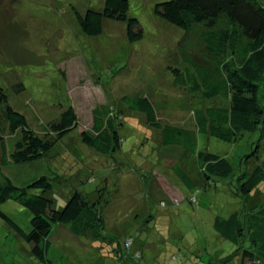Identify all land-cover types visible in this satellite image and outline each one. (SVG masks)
<instances>
[{
    "label": "rangeland",
    "instance_id": "rangeland-1",
    "mask_svg": "<svg viewBox=\"0 0 264 264\" xmlns=\"http://www.w3.org/2000/svg\"><path fill=\"white\" fill-rule=\"evenodd\" d=\"M162 1L129 0V14L144 31L143 38L131 42L126 23L115 19L105 20L99 35L81 30L75 8L84 14L89 8L101 9L104 0H0V83L10 104L39 134L67 106H74L79 118V126L45 158L11 163L5 173L17 185L58 175L50 193L58 209L74 189L92 201L101 200L98 241L54 225L48 253L53 264H112L120 247L136 254L142 250L146 264H237V257H229L234 245L214 228L216 216L239 211L250 236L259 221L264 185L244 198L236 183L256 165V152L264 157L262 133H248L236 143L198 133L192 153L163 144L160 130L146 123L143 113L126 107L122 145L113 155L98 154L81 139V130L92 125L94 107L110 104L115 113L125 94L148 96L160 117L170 120L164 122L184 120L186 125L191 119L192 107L185 99H195L174 86L170 69L184 66L178 47L184 30L156 13ZM20 83L24 89L18 92L15 85ZM18 137L8 138V147ZM202 150L233 162L230 184L205 179L198 157ZM178 166L191 176L193 187L179 176ZM0 210L30 230L28 208L7 200ZM30 250L31 244L0 217V264H47Z\"/></svg>",
    "mask_w": 264,
    "mask_h": 264
},
{
    "label": "trees",
    "instance_id": "trees-1",
    "mask_svg": "<svg viewBox=\"0 0 264 264\" xmlns=\"http://www.w3.org/2000/svg\"><path fill=\"white\" fill-rule=\"evenodd\" d=\"M129 9V0H104L101 9L89 8L81 14L75 8V12L78 24L86 35L101 34L105 20L115 19L126 23L127 36L135 42L143 38L144 31L139 19L129 14ZM155 11L184 30L178 43L184 66H170V69L174 86L186 90L190 98L195 99L191 103L185 99L192 107L191 119L186 125L182 124L184 120L164 122L170 120L160 117L148 96L125 94L116 103L120 109L115 113L109 111L110 104L94 107L91 127L82 128L80 132L82 141L98 154L113 155L122 145L120 127L123 124V108L126 107L143 113L145 122L160 130L163 144L182 146L192 153L197 149L198 133L229 143L238 142L248 133L259 132L262 136L264 0H166L157 3ZM15 86L18 92L24 89L22 83ZM196 102L201 104L193 108ZM78 126L77 110L70 105L43 126V134H39L30 126L26 115L10 104L8 94L0 83V204L14 200L28 208L32 214L31 228L26 231L2 210L0 217L18 236L31 244V255L47 264H53L48 253L56 224L66 226L76 236L90 235L98 241L102 218L97 204L101 200L92 201L83 191L74 189L66 196L65 205L58 209L50 195L54 188L53 180L60 178L58 175H43L25 185H17L4 169L11 163L45 158L59 140ZM14 135L19 137L10 148L8 138ZM256 145L255 142L253 148ZM258 153L254 154V168L247 172L243 181L236 183L237 191L244 198L264 185V157ZM198 157L207 181L230 184L234 164L227 156L202 150L198 152ZM177 173L188 186H194L191 176L179 166ZM259 213L253 238L237 210L228 217L218 215L213 222L216 232L234 245L229 257H237V264H264V206ZM118 250L112 264H146L142 250L137 254L121 247ZM178 257L173 255L174 259Z\"/></svg>",
    "mask_w": 264,
    "mask_h": 264
}]
</instances>
